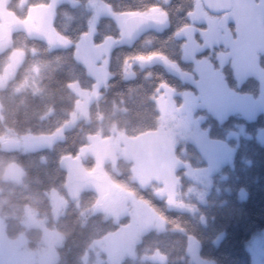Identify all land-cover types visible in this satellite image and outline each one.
<instances>
[{
  "label": "trees",
  "instance_id": "trees-1",
  "mask_svg": "<svg viewBox=\"0 0 264 264\" xmlns=\"http://www.w3.org/2000/svg\"><path fill=\"white\" fill-rule=\"evenodd\" d=\"M72 5L62 2L57 5L54 29L57 33L76 42L87 31L91 11L88 0H78ZM49 0H7L6 9L19 18L28 15L29 8L48 3ZM111 7L126 15L140 13L160 7L166 27L160 31H149L133 44L120 39L121 26L110 16H102L97 24L95 41L102 43L109 37L119 38L111 49L109 78L102 87L100 97L89 107V119H81L65 131L62 140L51 147L34 151L4 150L0 146V216L4 220L8 236L24 233L31 249L41 245V230L27 227L22 220L27 208L46 219L47 226L63 234V243L58 247V258L54 264H83V256L94 240L116 232L120 223L107 218L100 210L106 202L96 191L83 190L77 200L67 199L59 216L52 214L48 192L57 189L67 196L66 173L60 160L66 155L76 156L79 149L88 143L90 135L111 134L115 126L128 136H136L157 128L159 111L155 101L161 84L177 89L191 87L177 74L178 69L192 71L193 63L182 59V40L175 33L188 25L195 10L196 0H106ZM165 12H164V11ZM162 13V14H163ZM12 47L25 52L14 77L0 88V142L1 139L17 138L21 133H47L57 129L69 119L75 108L77 96L70 84L77 81L81 87L91 89L94 79L75 56V46L51 48L42 38L30 35L25 30L12 32ZM11 48L0 52V69L7 62ZM157 58L149 62L148 59ZM168 61L170 70L161 61ZM258 62L264 67V53ZM131 68L132 77H125ZM225 84L234 91L257 95L259 80L248 75L238 84L229 65H224ZM203 125L215 140H228L236 144L233 163L224 164L213 175V186L204 203L192 198L196 211H179L167 206L164 198L153 194V186L141 188L132 180L131 162L123 158L116 160L118 172L111 169L112 163L104 165L108 174L119 184L134 191L154 206L165 219L164 230H149L136 245V258H125L122 264H162L143 260L144 255L156 251L166 256L164 264H193L189 261L188 237L196 239L197 254L201 259L214 264H253L247 245L264 230V144L256 134L264 127V114L253 118L230 114L219 121L206 109ZM244 124L245 133L238 140L228 138L230 131ZM174 155L194 166L206 164L198 147L193 142L179 141ZM11 162L19 164L24 173L20 181L4 178ZM83 163L92 165L93 158ZM122 184V185H121ZM245 189L247 196L239 198V190ZM109 191V190H108ZM114 190L113 194H115ZM108 193V192H107ZM106 194V193H105ZM108 198V197H107ZM253 239V240H252ZM90 257V263H92ZM107 264V263H106Z\"/></svg>",
  "mask_w": 264,
  "mask_h": 264
},
{
  "label": "rangeland",
  "instance_id": "rangeland-1",
  "mask_svg": "<svg viewBox=\"0 0 264 264\" xmlns=\"http://www.w3.org/2000/svg\"><path fill=\"white\" fill-rule=\"evenodd\" d=\"M62 2L72 5L79 3L78 0H49L48 3L31 6L28 15L19 18L6 9L7 0H0V52L11 48L7 62L0 69V88L14 77L25 55L22 49L12 47L14 30H25L30 35L38 36L51 48L74 45L77 60L94 79L91 89L81 87L77 81L70 84L77 96L75 108L69 119L57 129L47 133L19 134L17 139L22 151L51 147L56 141L62 140L65 131L73 128L79 120L89 119L90 104L100 97L102 87L107 84L111 49L119 39L109 37L97 43V24L102 16H110L123 32L122 23L128 16L115 11L106 0H88L87 7L91 11L88 29L78 41L72 42L57 33L53 26L56 7ZM25 3L26 0H22V4ZM162 13L160 7H153L142 14L162 19ZM175 35L183 39L182 59L193 63L192 71L178 69L176 74L189 82L191 87L180 90L167 84L159 86L155 96L159 119L154 130L128 136L113 126L108 136L101 133L90 135L88 143L79 149L75 157L81 160L84 170L94 175V178L67 181V196L57 189L48 192L55 218L67 199L77 200L85 189L96 191L100 199L104 200L106 185L108 189L106 181L113 185L119 184L108 174L104 165L111 162V169L118 172L120 170L115 162L119 158L131 162V178L141 188L152 185L153 194L164 198L169 208L190 212L197 208L192 198L204 203L213 186V175L222 165H232L236 144L212 139L209 128L203 125L205 114L199 110L206 109L219 121L235 113L246 119L253 118L259 112L264 114V67L258 62L259 56L264 53V0H233L232 9L220 14L212 13L201 0H196L190 23L178 29ZM124 37L123 33L120 39ZM226 64L233 71L238 84L248 75L257 77L259 93L252 95L231 90L224 79L223 68ZM132 76V69L127 68L125 77ZM244 133L245 127L241 124L237 130L229 132L228 138L238 140ZM256 137L264 144V127L258 130ZM179 141L196 144L206 164L194 166L177 158L174 150ZM87 157L93 158L91 166L83 163ZM23 173L19 164L11 162L4 172V178L20 181ZM99 175L108 180L102 181ZM124 186L119 185L115 189L116 193L108 196L100 210L115 222L120 223L123 217H129V221L120 224L116 232L94 240L83 256V264H122L125 258L137 257L136 245L144 233L152 229H165V219L154 206ZM246 196V190L240 189L239 198L244 199ZM22 222L27 227L40 228L41 245L31 249L24 233L8 236L0 216V264H54L58 258V247L63 243V234L47 226L46 219L37 216L31 208H27ZM253 239L254 243L247 245L252 262L264 264V230ZM196 242L189 235V261L193 264H214L198 256ZM142 259L162 264L166 262V256L159 251L144 255Z\"/></svg>",
  "mask_w": 264,
  "mask_h": 264
},
{
  "label": "water",
  "instance_id": "water-1",
  "mask_svg": "<svg viewBox=\"0 0 264 264\" xmlns=\"http://www.w3.org/2000/svg\"><path fill=\"white\" fill-rule=\"evenodd\" d=\"M204 4L205 8L210 10L212 13H224L230 11L233 6V0H201ZM166 27V21H163L158 18H151L145 16L140 13L130 14L126 16L122 23V29L126 36L123 40L124 44L131 45L136 40H138L143 34L149 31H157L160 32ZM157 58L148 59L149 62L156 61ZM161 61L166 65V67L170 70H174L175 68L166 61L165 59H161ZM20 141L18 139H9L4 140L0 143V146L4 150H18ZM60 167L66 173V180L69 182L74 181H86L88 179L93 178V175L86 173L84 168L82 167L81 160L73 157L71 155H66L60 160ZM101 180H105L103 177ZM115 190V186H109V191L105 195L104 199L113 194Z\"/></svg>",
  "mask_w": 264,
  "mask_h": 264
},
{
  "label": "flooded vegetation",
  "instance_id": "flooded-vegetation-1",
  "mask_svg": "<svg viewBox=\"0 0 264 264\" xmlns=\"http://www.w3.org/2000/svg\"><path fill=\"white\" fill-rule=\"evenodd\" d=\"M102 177V175H99V178H101ZM107 183L106 184H108V186H109V184H110V182H108V181H106ZM108 189H107V185H106V191H105V193H107L108 191H107ZM116 193V192H115ZM107 199V198H106Z\"/></svg>",
  "mask_w": 264,
  "mask_h": 264
}]
</instances>
